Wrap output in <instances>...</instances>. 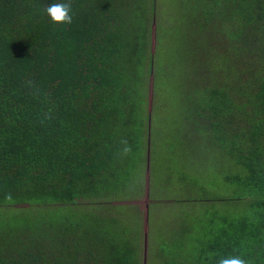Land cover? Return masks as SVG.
<instances>
[{"label":"trees","instance_id":"trees-1","mask_svg":"<svg viewBox=\"0 0 264 264\" xmlns=\"http://www.w3.org/2000/svg\"><path fill=\"white\" fill-rule=\"evenodd\" d=\"M53 2L0 0V264H142L141 218L124 202L167 141L168 103L184 139L232 173L214 158L217 185L181 172L217 213L160 229L146 264H264V0H184L154 53L155 0H71L63 25ZM178 31L186 69L170 72L155 58ZM152 196L149 225L150 207L170 204Z\"/></svg>","mask_w":264,"mask_h":264},{"label":"rangeland","instance_id":"rangeland-1","mask_svg":"<svg viewBox=\"0 0 264 264\" xmlns=\"http://www.w3.org/2000/svg\"><path fill=\"white\" fill-rule=\"evenodd\" d=\"M155 3L158 6V13L155 15L153 21L151 46L153 53L156 50V46L159 47L161 45V42H157L156 40V31L158 29L161 30V28L167 29L168 26L172 27L173 23H175V21L177 20L179 13H181L185 8L184 0H155ZM181 32L187 33L185 27H183ZM179 42H181L180 31L175 32L173 36H167L163 40V45L161 49L158 48V54L155 58L158 66H164L170 72L172 70L174 71L176 69H179L181 66L186 69L183 63H181L182 61L177 62L175 60V58L179 57L178 55H180ZM213 60V65H217V58H213ZM158 69L159 68H157V70ZM150 91L151 90H149V94L151 93ZM149 98L150 103H148L147 105L148 107H151L152 96H149ZM176 101L177 97L173 101V105H175ZM168 107L170 108L169 113H171L170 115L166 116L165 121V125H168V127L166 128V134L168 138L166 137L167 141L164 143L161 141L162 145L158 141L155 147L152 174L150 176V162L146 161V166L143 172L144 190L141 191L135 198H133L134 200L130 202H124L126 204L133 205L135 207V210L133 208L130 212L133 211V214H136L138 218H141V234L143 243L142 264H146L148 244L150 243V247L155 246L154 241L157 239L160 229L165 232H169L168 230L170 229L168 227L170 225H172L171 227L173 228L178 227L179 229H183V227L186 228L189 225V222L192 221V218L197 217L199 221H197L195 225L194 223H191L196 229L198 228L197 224H199L200 222H205L208 216H214L217 213V204H206L204 206L203 204L201 205V200L206 197L205 193H203V191H198L197 189H195V187H193V184H188L187 180L192 181L193 179L197 180L198 178H200L201 181H207L209 180V176L211 180L212 178L214 179V184L217 185V180H221L220 177L217 178V169L213 167V164H217V160H220L221 162L223 161L222 163L226 167V170L223 172H219L218 170L219 173H232V171L228 169L227 165H225L224 160H221L220 156L215 154L217 149H214V151L210 153L211 155L208 154L209 156H206V153L202 148L203 145L200 146L196 144L197 141L189 142V139H184L183 124L181 123L180 127L178 128L179 120L180 118H182V112H180L179 110H174L169 103ZM176 133H180L182 135V142L185 143L186 147L182 145V142H179L180 140L177 141V137L175 135ZM167 142L169 143L167 144ZM179 158L183 159V166H181L180 164L175 167L168 164L171 160H174L173 162H177ZM213 158L216 161H214ZM184 160L186 161L185 163ZM217 168H220V166H217ZM181 172L186 176L187 179L184 184L179 178ZM149 188L150 195L151 193L152 195H154L152 196V198L155 197V200H158V204L159 200L170 201V204H156L155 206L150 207V225L147 222L148 207L149 203L151 202L148 197ZM194 199L197 201H192ZM182 214H184V216L181 219L180 216ZM176 217L178 219H176ZM179 217L181 220H179Z\"/></svg>","mask_w":264,"mask_h":264},{"label":"clouds","instance_id":"clouds-1","mask_svg":"<svg viewBox=\"0 0 264 264\" xmlns=\"http://www.w3.org/2000/svg\"><path fill=\"white\" fill-rule=\"evenodd\" d=\"M45 13L49 16L53 23L71 24L73 21V9L71 0H56L48 4ZM219 264H248L247 260L240 256H228L221 258Z\"/></svg>","mask_w":264,"mask_h":264}]
</instances>
